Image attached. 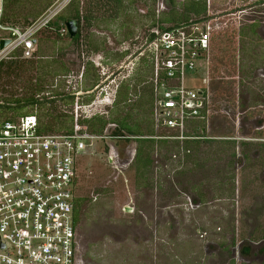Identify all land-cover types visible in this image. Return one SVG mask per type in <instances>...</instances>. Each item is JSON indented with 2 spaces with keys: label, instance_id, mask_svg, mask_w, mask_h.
<instances>
[{
  "label": "rangeland",
  "instance_id": "obj_1",
  "mask_svg": "<svg viewBox=\"0 0 264 264\" xmlns=\"http://www.w3.org/2000/svg\"><path fill=\"white\" fill-rule=\"evenodd\" d=\"M114 1L71 0L80 15H85L86 6L90 11L88 21L79 22L76 44L55 33L53 25L37 34V53L29 61L46 66L48 73L23 70L20 61L6 68L8 59H0L1 119H16L34 110L40 117L53 107L69 116L71 107L63 99L67 96L81 103L92 94L95 102L100 89L115 92L124 81L135 84L140 59L149 57L147 34L156 29L149 27V15L166 12L168 5L166 0H120L118 10ZM55 2L16 0L11 25L23 27L55 8L59 4ZM260 2L264 0H205L201 23L209 26V104L197 157L191 156L193 150L184 157L172 141L160 138L167 132L154 128L153 140L169 142L170 148L153 147L151 172L144 184L131 167L133 140L90 141L77 161L74 179V197L85 200L76 229L82 264H264V3ZM60 7L57 16L67 15L68 5ZM92 75L98 88L83 93ZM193 75L204 84V69L199 66ZM139 86L135 88L139 96L131 102L142 99ZM78 91L81 94L75 95ZM30 100L37 103L28 105ZM102 104L95 109L107 110L103 115L109 112L110 117L111 109ZM21 105L17 112L8 109ZM193 158L198 162L193 164Z\"/></svg>",
  "mask_w": 264,
  "mask_h": 264
},
{
  "label": "built area",
  "instance_id": "obj_2",
  "mask_svg": "<svg viewBox=\"0 0 264 264\" xmlns=\"http://www.w3.org/2000/svg\"><path fill=\"white\" fill-rule=\"evenodd\" d=\"M55 1V8L24 28L0 23V40L9 41L0 59L16 50L22 59L32 56L37 34L70 0ZM150 33L146 49L153 69L155 128L168 133L163 140L195 139L190 123L208 116L209 26L200 22ZM199 66L205 71L204 84L193 75ZM114 93L100 89L99 100L87 104L74 98L68 134L41 133L35 111L0 118V264H82L73 225L75 168L90 141L99 138L79 122L105 114L95 106L110 107Z\"/></svg>",
  "mask_w": 264,
  "mask_h": 264
},
{
  "label": "trees",
  "instance_id": "obj_3",
  "mask_svg": "<svg viewBox=\"0 0 264 264\" xmlns=\"http://www.w3.org/2000/svg\"><path fill=\"white\" fill-rule=\"evenodd\" d=\"M154 2L155 0H151ZM168 9L166 12H159L157 15H153V11L149 15L150 20V28H156L158 31L168 30L170 28H176L186 24L200 23L205 17L206 14V4L205 0H183L180 3H177L175 0H166ZM16 3V0H1V12H0V23L2 25L16 27L13 24L14 19L16 17L15 12L11 9V7ZM70 3V4H69ZM68 12L65 16H57V14L53 17V19L58 20L59 24L54 22H49L44 29H47L50 25L54 26L55 33L59 35H67L65 34L63 23L67 19L75 20L77 23V27L79 26V22H87V15L90 14L88 6H86L85 15H80L77 4H73V2H69ZM114 3L117 5L115 8L118 10L121 8L120 0H115ZM261 4L264 2H260ZM117 11V10H116ZM157 13V12H156ZM41 16V15H40ZM37 19V18H36ZM35 19V20H36ZM34 20L26 23L23 27L29 25ZM250 27V26H249ZM253 27V26H251ZM18 28V27H17ZM79 28V27H78ZM77 28V32L73 38H70L72 43H75L80 38L79 29ZM253 29V28H252ZM62 30V31H61ZM61 31V32H60ZM127 36V35H126ZM153 35L147 34L146 41L149 42L152 39ZM243 50V46L241 47ZM94 50V49H92ZM91 50V51H92ZM36 38H35V50L32 56L29 59H22L20 57L19 50H16L5 57L8 59V64L6 68L15 67V61H20L23 66V70L28 69H36L42 71L43 73H48L46 66H39L37 62H30L36 55ZM124 55V54H122ZM142 64V69L139 72L136 71L134 73L135 84L131 86L129 81H124L117 86L115 90V96L112 101V104L109 109H111L110 117L109 112L108 115H99L93 116L87 120H81L79 122L80 125L85 127L86 132L89 135L101 138H106L110 140H133L134 146V154L131 161V167L134 171V176L137 180L144 182H148V176L151 172L152 161L150 158V154L154 146H158L161 149L170 148L168 145L169 142L166 141H154V128L155 124L153 121V110H154V92H153V84H152V63L150 58L148 57V61H144L140 59ZM19 67V65L17 66ZM59 71H63L62 67H58ZM245 70V69H243ZM242 70V73L247 75L245 71ZM83 73V72H82ZM84 76H86V72L84 70ZM90 83L85 86L82 90L83 93H88L91 91L97 84L96 76L92 75L90 77ZM137 85H140L141 88L140 95L142 99H138L137 101L131 102V98H134L135 88ZM39 91V90H37ZM139 96V95H138ZM136 96V97H138ZM66 102L64 104L72 106L73 98L72 96H67L63 98ZM137 99V98H136ZM92 101V94H89L85 97V100L81 103L87 104ZM36 101L30 100L28 105L36 104ZM144 104L146 110L141 106ZM11 107L14 111L21 110L22 107ZM1 108V107H0ZM5 109V108H4ZM7 109V108H6ZM35 111V110H34ZM71 111V109H70ZM17 112V111H16ZM33 112V111H31ZM19 113V112H18ZM36 113V112H35ZM107 113V110L105 114ZM28 114V113H27ZM23 114V115H27ZM21 115V116H23ZM38 120L39 131L43 134H68L71 131V115L69 116L60 114L55 107L51 108V110L41 112L40 117L36 114ZM20 117V116H18ZM10 118V117H9ZM8 118V119H9ZM42 119V120H41ZM205 121L198 120L190 123L189 132L192 137L195 139L175 142L172 141L170 144L176 146V150L182 153L185 156H188L190 150H193V157H197L199 152L197 151L199 144H201L204 140H200L204 137L200 133V129L203 128V124ZM229 143V142H225ZM212 145H208L211 147ZM191 153V154H192ZM234 156V153H231ZM199 159V158H198ZM197 158L191 159V162L195 164L198 162ZM199 199V198H198ZM85 200L83 198H74L73 201V225L75 229H77L79 222L81 221V217L83 216L84 211L82 210V206L84 205ZM244 253H248V249L244 247Z\"/></svg>",
  "mask_w": 264,
  "mask_h": 264
},
{
  "label": "water",
  "instance_id": "obj_4",
  "mask_svg": "<svg viewBox=\"0 0 264 264\" xmlns=\"http://www.w3.org/2000/svg\"><path fill=\"white\" fill-rule=\"evenodd\" d=\"M65 34L68 38H73L77 32V23L75 20L67 19L63 23ZM8 40H0V51L8 45Z\"/></svg>",
  "mask_w": 264,
  "mask_h": 264
},
{
  "label": "flooded vegetation",
  "instance_id": "obj_5",
  "mask_svg": "<svg viewBox=\"0 0 264 264\" xmlns=\"http://www.w3.org/2000/svg\"><path fill=\"white\" fill-rule=\"evenodd\" d=\"M205 122H207V119H206V121Z\"/></svg>",
  "mask_w": 264,
  "mask_h": 264
}]
</instances>
